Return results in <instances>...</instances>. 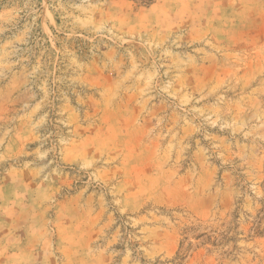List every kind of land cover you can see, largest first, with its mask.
Returning a JSON list of instances; mask_svg holds the SVG:
<instances>
[{
	"label": "rangeland",
	"instance_id": "obj_1",
	"mask_svg": "<svg viewBox=\"0 0 264 264\" xmlns=\"http://www.w3.org/2000/svg\"><path fill=\"white\" fill-rule=\"evenodd\" d=\"M0 264H264V0H0Z\"/></svg>",
	"mask_w": 264,
	"mask_h": 264
}]
</instances>
